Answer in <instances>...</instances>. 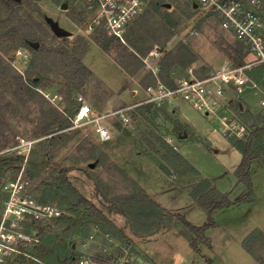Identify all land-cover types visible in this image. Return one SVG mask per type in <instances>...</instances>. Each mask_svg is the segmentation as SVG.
<instances>
[{"label": "rangeland", "instance_id": "374dc122", "mask_svg": "<svg viewBox=\"0 0 264 264\" xmlns=\"http://www.w3.org/2000/svg\"><path fill=\"white\" fill-rule=\"evenodd\" d=\"M157 1H161V11L171 12L176 21L171 37H167L159 24L161 14L150 4L147 8L152 15L145 13L129 26L127 43L130 44L131 33L136 30V34L146 40V45L155 42L166 51H176L180 42L186 44L195 60L187 67H177L182 76L193 74L191 76L202 78L219 69L225 61L235 63L234 47L238 38L225 30L215 15L191 7V0ZM0 17V61L4 60L5 66L11 65L22 73L27 85L36 87L47 102L60 110L70 104V90L71 99L82 94L98 113L143 97V87L139 85L141 75L137 71L126 70L128 73H125L117 61L120 42H114L110 52H106L96 42L98 33L87 32L90 16L83 0L24 1L20 7L3 8ZM22 21L36 28L44 42L43 49L39 50L40 42L38 47L23 44L21 33L25 31L14 30ZM56 28L70 31L72 42L84 37L88 42L87 50L84 41L78 51L65 44L56 34ZM244 53L245 64L258 59L248 46ZM34 57L48 62L49 73L39 77L37 70H33V78H28L27 70ZM74 58H80L92 71L79 89L75 85L79 74H75L76 67L71 66ZM70 67L72 72L67 73ZM256 82L264 89V82ZM133 89L138 90L139 96H132ZM0 94V118L5 122V136H0V159H3L0 214L7 192L5 184L15 180L24 168L32 181L33 194L41 201L58 205L70 215L61 226L45 225L39 243L28 248L25 259L13 258L7 264H59V260L63 264L66 255L60 257L62 251L72 252L73 244L78 253L95 227L127 241L144 264H261L245 248L244 242L255 230L264 232L262 158L252 160V199L218 211L217 224L206 230L208 241L200 243L198 250L191 246L193 234L178 216L184 214L197 226L207 222V212L190 195V189L204 180L232 200L248 194V186L236 173L243 157L239 141L248 140L252 148L264 146V112L255 110L253 101L246 99L248 95L235 97L244 109L238 110L235 103L227 109L232 119L246 125L247 133L243 137L228 136L224 132L225 124L219 117L224 109L219 115L206 114L181 101L177 115L168 109L167 114L161 110L159 116L154 117L151 110L142 108L126 126L118 118H108L106 124L113 138L102 142L91 124L72 127L73 121L67 131L57 132L56 135H64L58 141H53L52 135L38 134L36 130L43 123L44 107L20 85V79L5 72L1 62ZM5 105L6 109H1ZM175 122L183 128L180 134ZM167 133L173 135L179 146L178 155L190 165L187 171L183 162L176 165L174 160L165 161L164 136ZM6 138L9 144L3 148ZM29 141H34L30 151L19 154L24 147L16 146ZM164 164L172 171H164ZM145 194L153 202L144 199ZM82 197L91 204L79 202ZM164 212L173 215L163 216Z\"/></svg>", "mask_w": 264, "mask_h": 264}, {"label": "built area", "instance_id": "2783aa9c", "mask_svg": "<svg viewBox=\"0 0 264 264\" xmlns=\"http://www.w3.org/2000/svg\"><path fill=\"white\" fill-rule=\"evenodd\" d=\"M83 1L90 16L87 32L92 33L96 27L102 26L109 35L123 43H126V32L130 24L145 12L148 6V0ZM193 1L198 10L215 15L221 26L246 43L250 52L258 59L243 65L226 61L207 76L178 77L171 85L160 77L158 60L164 49L156 45L146 56L139 55L154 77L153 83L144 87L145 94L142 98L98 113L80 94V107L72 119V127L91 124L99 140L107 142L113 138L112 130L106 124L110 117L118 118L123 124H129L140 106L151 105L159 109L172 105L176 99L187 102L206 114L219 115L224 105L229 103L231 93L238 97L256 85L250 80L246 70L264 62V1ZM221 120L225 124L223 130L228 136L243 137L247 133L246 125L236 122L227 113L222 115ZM33 142L17 145L16 147H24L19 154L30 151ZM4 188L7 192L0 214V264H7L10 259L19 255H27L28 248L35 247L40 241L41 223L65 214L58 205L41 201L33 194L32 181L25 174L24 168L19 176L8 181ZM128 244L110 232L95 227L85 242H82L83 249L76 254L74 264H144Z\"/></svg>", "mask_w": 264, "mask_h": 264}, {"label": "trees", "instance_id": "16d2710c", "mask_svg": "<svg viewBox=\"0 0 264 264\" xmlns=\"http://www.w3.org/2000/svg\"><path fill=\"white\" fill-rule=\"evenodd\" d=\"M24 1L30 2V0H0V16L2 13L3 8L9 9L10 7L16 8L20 7ZM151 1L148 0V8L149 5L152 4L154 9L161 14L162 20L159 23L161 27L165 30V33L167 37H171L172 35V28L176 26V21L174 17L172 16L171 12L168 11H161L160 9V3L161 1ZM191 7H193V4H191ZM147 8V15L151 16L152 14L150 13L149 9ZM194 8V7H193ZM17 12V9H15V13ZM263 12H264V4H263ZM146 15V16H147ZM1 18V17H0ZM147 19V18H146ZM31 20L36 24V26L40 27V24L36 22L32 17ZM1 19H0V24H1ZM16 32L21 33L22 30L25 31V33H21V36L24 38L22 41L24 45L26 46H31L33 41H38L40 42V49L44 48V42L42 41L40 35L38 34L36 28L31 27L27 22H20L14 28ZM139 29H137L138 31ZM97 32V38L96 42L106 51L110 52L111 46L114 44V42H117V40L109 36L105 29L102 26L96 27L95 31ZM135 32H132V36L130 37V45L134 50H131L129 47L122 43H118L121 45L120 49V56L117 58L118 62L127 70L135 72L139 68L142 67L143 61L138 57L137 53H140L142 55H146L151 48L154 46L153 42L151 45H146V40L143 39V37H139ZM61 39L64 41L65 44L73 48L74 50L79 49L80 43L84 41V37H79L76 42L70 41L69 37L67 36H61ZM157 42V40H156ZM85 43V50H87L88 47V42L84 41ZM247 48V44L244 43L242 40L238 39L236 42V46L234 47L236 57L235 58V63L236 65H243L246 62L244 61V49ZM66 51V50H65ZM68 53V52H67ZM80 57V56H79ZM81 58V57H80ZM80 58H74L72 63L76 67L75 74H79V82L75 83V85H78V89L82 87L85 83V79L92 74L91 69H89L82 61ZM195 60V56L192 53V50L184 43L180 42L179 46L177 47L176 51H166L164 53V56L161 58L160 62V76L165 79L169 84L173 85L174 80L172 79L170 72L172 68L175 65H180L182 67H187L189 64H191ZM2 65L5 67V72L7 74H12L15 75L16 78L20 79V85L24 86L28 93L31 95L33 99H36L40 101V104L44 107V116H43V123L40 125V127L36 130L38 134H43V135H52L51 138L54 141H58L59 139H62L64 135H56L58 134V131H61L60 133L67 131L69 127L71 126L72 119L76 115L77 111L79 110L80 103L78 102V96L75 98L76 102L74 99H71L72 97V91L70 90L69 95H68V100H70V104L63 110H60L58 107L53 105L49 100L48 102L46 101L45 97L39 93V90L36 87H30L27 85V79L24 78L23 74L20 73L19 71L15 70L14 67L11 65L6 66L3 64L5 63L4 60L0 61ZM70 66V65H69ZM49 64L47 61L41 60L40 58L34 57L30 63V68L27 70L28 78H33V70H37L38 74L37 76L41 77L43 73H49ZM52 68V67H51ZM72 67L68 68L66 70L67 73H71ZM249 72V71H248ZM251 74V72H249ZM35 79V78H34ZM1 94H0V101H1ZM7 105V104H6ZM6 105L1 108V109H6ZM48 105L47 108H45ZM238 110L241 109V105H236ZM145 108L147 110H151L153 112V116L157 117L160 114V111L164 110V108H159L156 109L152 107L151 105H146V106H140L138 110ZM139 110V111H140ZM264 121V116L262 117ZM171 119V118H169ZM5 122L0 118V136H5V128H4ZM175 128L177 133L180 134V131L183 129L181 124L179 122H175ZM64 130V131H62ZM182 132V131H181ZM182 136H185L182 135ZM5 143L2 145L4 148L6 145L9 144L8 138H6ZM165 147L167 148V151L164 153L163 157L166 160H174L176 165L180 163H185V169L184 171H187L188 167L190 165L186 164V160H184L176 150H174L170 144H168L167 141ZM239 147L242 149L243 152V157L242 160L239 164V166L236 169V173L239 176V179L243 181L249 188V192L247 195L238 198L237 200H232L226 193L220 192L218 189L213 187L207 180L202 181L201 183L197 184V186H194L190 189V195L196 200L197 204H199L206 212H207V222L204 225L197 226L192 224L189 220L186 219L185 215H178L179 218L182 220V223L191 231L193 236H191L190 243L191 246L195 249L198 250L199 244L202 242L208 241V236L206 235V230L210 227L215 226L216 220H215V214L232 205L238 204L241 201L245 199H252L253 196V182H252V174H251V168H252V160L254 158H262L264 162V146H259L252 148L251 143L246 140V141H239ZM15 158H19L18 156H15ZM20 159V158H19ZM167 162V161H166ZM2 163L3 159H0V170L2 168ZM188 163V162H187ZM178 167V166H176ZM162 169L166 171L167 173L171 172V168H168L166 164L162 165ZM183 172V171H182ZM144 199H149V202H153L151 198L148 197L147 194L143 196ZM79 202L86 203V204H91L89 200L85 197H82ZM92 208L96 209L94 205H91ZM69 213H65L64 215L50 219L48 221H44L41 223L39 233L41 234L42 230L44 229L43 227L45 225H49L50 223L54 224H59L60 226L63 223H66L70 219ZM165 215H173L170 212H164L163 216ZM49 222V223H48ZM245 248L258 260L260 261L261 264H264V232L261 230H255L252 232L248 238L245 240ZM71 251H62L60 257H63L65 254V258L63 259V264H74L75 262V256L77 252L74 251V246L73 244L71 245ZM16 258H23L25 259V255H19ZM58 263V262H57ZM61 261L59 260V264Z\"/></svg>", "mask_w": 264, "mask_h": 264}, {"label": "crops", "instance_id": "0c3cea01", "mask_svg": "<svg viewBox=\"0 0 264 264\" xmlns=\"http://www.w3.org/2000/svg\"><path fill=\"white\" fill-rule=\"evenodd\" d=\"M264 1V0H263ZM191 4H193V7L194 8H197V5L194 3V1L193 0H191ZM196 5V6H195ZM147 10V9H146ZM145 10V12H143L140 16H138L134 21H135V23L137 22V20L139 19V17H141V16H143L147 11ZM133 21V22H134ZM132 22V23H133ZM131 23V24H132ZM130 24V25H131ZM129 28V27H128ZM225 29V28H224ZM225 30H227V29H225ZM95 31V30H94ZM93 31V32H94ZM128 31V30H127ZM70 32V31H69ZM92 32V33H93ZM71 33V32H70ZM127 33V32H126ZM108 34V33H107ZM71 35H72V33H71ZM109 35V34H108ZM109 36H111V35H109ZM68 37H71V36H68ZM113 37V36H112ZM115 38V37H114ZM118 42H120V43H122V44H124V45H126V46H128L131 50H134V49H132L131 48V45L129 44V43H127V41H126V43H123V42H121L120 40H118L117 38H115ZM130 39V38H129ZM157 45V43H154V46L151 48V50L155 47ZM165 49V48H164ZM150 50V51H151ZM149 51V52H150ZM148 52V53H149ZM166 52V49L164 50V53ZM137 53V55H138V57L140 58V56L139 55H142V54H140V53H138V52H136ZM147 53V54H148ZM163 53V54H164ZM146 54V55H147ZM146 55H142V56H146ZM163 57V55L159 58V60H158V65H159V67H160V62H161V58ZM141 59V58H140ZM142 60V59H141ZM143 61V60H142ZM226 62V61H225ZM119 63V62H118ZM117 63V64H118ZM120 64V63H119ZM118 64V65H119ZM224 64V63H223ZM222 64V65H223ZM221 65V66H222ZM120 66V65H119ZM121 67V66H120ZM180 68V65H175V68H173L172 70H171V72H170V75H171V77H172V79L173 80H175L176 78H178V77H184V76H182L181 74H183V73H180L179 71H177L178 70V68ZM122 68V67H121ZM123 69H125L124 67H123ZM122 69V70H123ZM161 69V68H160ZM191 69V68H190ZM251 69V71H249ZM127 69H125L124 71H125V73L127 72V71H129V70H127ZM247 74H248V76H249V78H250V80L253 82V83H255L256 85L255 86H253L252 88H248V90H250V91H245L246 93H244L245 94V96H247V100L249 101V100H251V101H253L252 103H253V107L255 108V110H258L259 112H264V89H263V87L262 86H260L256 81H261V83L263 84V82H264V62H261V63H258V64H255V65H253V66H251L250 68H248L247 70ZM248 71L249 72H251V75H250V73H248ZM129 72H132V71H129ZM136 72V71H135ZM190 72H192V70H190ZM128 73V72H127ZM137 74L139 75H141L140 77H141V80L139 81V85L141 86V87H143L142 89H143V94H145V92H144V87L146 86V85H148V84H150V83H153V79H154V77H153V74H152V72L148 69V67L145 65V63L143 62V65H142V67L141 68H139L138 70H137ZM191 75H193V74H191ZM190 75V76H191ZM252 76V77H251ZM161 77V76H160ZM162 78V77H161ZM163 79V78H162ZM143 80V81H142ZM164 81H166L165 79H163ZM167 82V81H166ZM168 83V82H167ZM263 86H264V84H263ZM248 92V93H247ZM131 94H132V96L133 97H137V96H139V94H138V90H136V89H133L132 91H131ZM144 96V95H143ZM244 96V97H245ZM142 98V97H141ZM236 99L237 98H235L234 97V95H230V99H229V103L228 104H225L224 105V107H223V109H224V113L222 114V115H224L225 113H227V109H229V106H230V104H239V105H241V109H244V106H243V104H241V101H236ZM180 100L179 99H176V100H174V102H173V104L172 105H170V106H167V107H164V110H166V111H168V109L170 110V111H172V113H176V115H177V113L179 112V110H180V107H179V105H180ZM127 104H129V103H127ZM127 104H125V105H127ZM124 106V105H123ZM121 107V106H120ZM118 108V107H117ZM138 111V109L135 111V113H134V116H133V119L135 118V116H136V112ZM105 112V111H104ZM179 114V113H178ZM228 114V113H227ZM262 114H264V113H262ZM222 115L221 116H219L220 117V120H221V117H222ZM239 123H241V122H239ZM123 124V123H122ZM242 124H244V123H242ZM125 126L126 125H128V124H124ZM245 125V124H244ZM163 136H164V134H163ZM180 136H182V135H180ZM182 137H184V136H182ZM164 138L166 139V141L168 142V144H170V146L174 149V150H176V151H178L179 150V146L174 142V137H173V135H171V134H169V133H167L165 136H164ZM160 165V164H159Z\"/></svg>", "mask_w": 264, "mask_h": 264}, {"label": "water", "instance_id": "95a60500", "mask_svg": "<svg viewBox=\"0 0 264 264\" xmlns=\"http://www.w3.org/2000/svg\"><path fill=\"white\" fill-rule=\"evenodd\" d=\"M67 5H64V7H66ZM196 6V5H195ZM55 31H56V34L58 35V36H70L71 35V33L68 31V30H66V29H61V28H56L55 29ZM32 45L34 46V47H38L39 46V42H33L32 43ZM93 166V165H92ZM75 246V245H74Z\"/></svg>", "mask_w": 264, "mask_h": 264}]
</instances>
